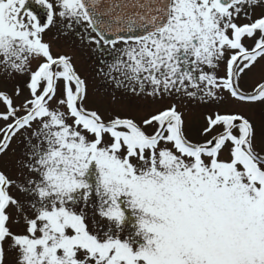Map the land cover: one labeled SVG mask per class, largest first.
<instances>
[{
    "label": "flooded vegetation",
    "instance_id": "af4514ba",
    "mask_svg": "<svg viewBox=\"0 0 264 264\" xmlns=\"http://www.w3.org/2000/svg\"><path fill=\"white\" fill-rule=\"evenodd\" d=\"M259 2L264 4V0H169L166 20L153 32L137 40L103 41L94 32L80 0H0V65L9 71L14 67L13 76L22 82L12 90L11 99L7 90L0 91V102L9 113L24 112L6 125L0 141L8 129L9 134L0 153L17 133L46 114L50 104L62 97L71 124L91 136L90 155L97 153L99 144L107 140L124 161L146 159L149 167H155L159 147L168 143L174 155L189 160L193 173L205 171L209 177L211 186L202 190V200L188 192L193 189L186 186L185 178L172 177L178 187L168 188L175 191L173 194L156 195L158 203L151 193L152 186L155 188L153 177H146V186H151L147 194L151 215L144 218L146 221L134 223L148 225L144 238L173 237L178 239L175 244L181 243V238L193 239L191 244L200 257L203 248L198 247L196 239L202 238L204 229L205 238L213 244L210 250L222 242L220 248L230 252L231 264H244V252L264 255V221L259 220L262 214L264 217V153L253 146L248 121L240 115L250 110V104L264 100V9L257 13ZM87 45L92 46L90 54L85 50ZM32 60L39 63L27 76L25 64ZM6 61L14 64L6 65ZM260 86L254 96L241 95ZM90 89L104 94L106 117L85 106ZM170 92L183 100L188 93L199 95L216 108L203 120V136L207 139L202 143L193 144L182 134L184 112L180 105L167 102ZM222 93L229 101L242 103V111L218 110L211 100ZM44 96L32 115L11 128ZM238 119L248 126L249 138L246 126ZM210 128L214 133L208 135ZM57 168L71 184L80 182L84 175L77 167ZM144 172L151 175L149 168H144ZM217 178L220 183L229 180L239 190L241 184V194H250L251 198L244 201L238 196L234 200L250 206L249 211L256 212L257 220H251V215H240L236 204L224 199L226 189L214 185ZM9 183L6 176H0V238L5 233L4 210L16 202ZM250 191L256 195L254 198ZM71 196L75 203L76 190ZM105 198H101L104 203ZM154 218L164 224L158 225L160 221ZM136 244L142 248L131 247L133 243L114 246V260L124 264H136V260L170 264V259L153 258L156 251H150L144 241L137 240ZM173 248L178 251L176 245ZM101 249L110 248L104 245ZM125 254L129 257L124 258ZM198 257L190 264H197Z\"/></svg>",
    "mask_w": 264,
    "mask_h": 264
},
{
    "label": "rangeland",
    "instance_id": "374dc122",
    "mask_svg": "<svg viewBox=\"0 0 264 264\" xmlns=\"http://www.w3.org/2000/svg\"><path fill=\"white\" fill-rule=\"evenodd\" d=\"M259 3L257 13L264 9V4ZM85 50L89 54L93 52L90 45H87ZM38 63L32 60L25 64L27 76ZM12 64L14 63L9 62L6 65ZM13 71L14 67H10L9 71L0 65V91L7 90L10 99L14 96L12 90L22 84L21 78L13 76ZM103 95L90 89L84 100L85 106L98 111L102 118L106 117L104 110H108ZM186 95L183 100L178 94L170 92L167 102L182 107L185 122L181 132L191 143L200 144L207 139V136H203L206 133L203 120L216 108L209 105L204 97L193 96L191 93ZM221 95H218L220 98L215 95L211 100L213 103L216 102L218 110L227 112L233 109L241 110L239 106L242 103L239 105L237 102L229 101L225 93ZM26 97H29L28 93ZM249 106L250 110H244L240 115L248 121L253 146L260 148L264 153V100L256 101ZM143 110L147 109L143 107ZM22 113L24 112L19 110L9 113L0 102V139L6 125L12 122L15 115ZM70 121L63 107V98L61 97L59 102L58 99L57 102L54 100L46 114L35 118L31 125L17 133L8 147L0 153V176H6L10 182V193L16 199L15 203L11 202L4 210L8 219L4 226L5 233L0 238V264H85L87 261L95 264H124L120 260H114L112 254L114 246L120 247V244L131 246L133 243L131 247L138 246L140 249L142 247L136 244L137 240L144 241L150 251L151 249L156 251V254L152 255L153 258L170 259V264L194 263L198 253L192 245L193 239L181 238L179 239L181 243L175 244L178 239L173 237L144 238L149 231L148 225L134 223L135 220L146 221L144 218L151 215L147 195L151 192V186H146V177H153L155 188L152 186L151 193L155 194V203L159 202L156 195L175 192L172 189L168 190L169 187H178V184L172 181V177L179 180L185 178L186 186L193 189L188 192H194L193 197L202 200V190L211 186L205 171L193 173L189 160L174 155L168 143L159 147L155 165L153 164L155 167H149L146 159L141 161L133 158L128 162L124 161L121 154L112 149L107 140L99 144L97 153L90 155L88 141L91 136L81 128L73 126ZM212 133L214 132L210 128L207 134ZM58 165L66 169L77 167L82 170L84 172L82 180L71 184V180L59 172ZM144 168H149L151 175L150 173L146 175ZM56 172H59L58 175ZM87 172L89 182L86 178ZM213 181L216 187L219 185L226 189L224 199L232 200L240 215H251V220L258 219L255 211H249L250 206L234 200L238 196L244 201L245 198H251L249 193L241 194V184L239 190L229 180L220 183V179L217 178ZM161 183L164 188L158 187ZM74 190L77 200L75 203L71 200ZM80 193L82 195L79 196ZM251 195L252 198L256 196L253 192ZM104 196L106 203L101 199ZM36 206H39L38 210ZM71 211H74V220L70 215ZM261 216L259 220L264 221L263 214ZM154 220L160 221L158 225L164 224L160 219ZM157 230L160 229H155ZM134 232L137 238L134 237ZM204 232L203 229L202 238L196 239L198 247L203 248L197 264H231L230 252L223 246L220 248L223 243L218 242L215 250H210L209 247L213 244H209ZM80 234L84 243L66 251L70 236ZM83 234L91 239L94 246L89 247L86 244V236ZM104 245L110 249L106 251L101 249ZM174 245L178 247V251L174 250ZM249 254L244 252V264H264V255H251V252ZM136 264L144 263L142 260H136ZM236 264L242 263L236 261Z\"/></svg>",
    "mask_w": 264,
    "mask_h": 264
},
{
    "label": "water",
    "instance_id": "95a60500",
    "mask_svg": "<svg viewBox=\"0 0 264 264\" xmlns=\"http://www.w3.org/2000/svg\"><path fill=\"white\" fill-rule=\"evenodd\" d=\"M80 4L93 30L104 41L142 38L162 25L169 11V0H80ZM259 89L245 95L256 94ZM44 99L45 96L30 112L17 119L12 128L29 117ZM236 121L244 123L239 119ZM8 133L9 130L5 133L0 148Z\"/></svg>",
    "mask_w": 264,
    "mask_h": 264
},
{
    "label": "trees",
    "instance_id": "16d2710c",
    "mask_svg": "<svg viewBox=\"0 0 264 264\" xmlns=\"http://www.w3.org/2000/svg\"><path fill=\"white\" fill-rule=\"evenodd\" d=\"M75 238H78V239H75ZM84 239H82L81 236H73V237H70L69 240H68V243H67V246H68V249L71 248L72 246H75L77 244H83L84 242ZM90 246H93L92 244H90Z\"/></svg>",
    "mask_w": 264,
    "mask_h": 264
}]
</instances>
